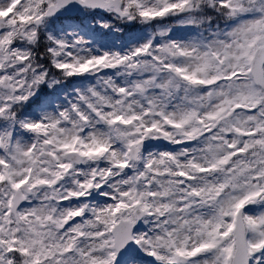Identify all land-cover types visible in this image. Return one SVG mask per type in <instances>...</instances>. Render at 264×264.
<instances>
[{
    "label": "snow or ice",
    "instance_id": "snow-or-ice-1",
    "mask_svg": "<svg viewBox=\"0 0 264 264\" xmlns=\"http://www.w3.org/2000/svg\"><path fill=\"white\" fill-rule=\"evenodd\" d=\"M0 264H264V0H0Z\"/></svg>",
    "mask_w": 264,
    "mask_h": 264
},
{
    "label": "rangeland",
    "instance_id": "rangeland-1",
    "mask_svg": "<svg viewBox=\"0 0 264 264\" xmlns=\"http://www.w3.org/2000/svg\"><path fill=\"white\" fill-rule=\"evenodd\" d=\"M107 71V70H106ZM159 147H161V148H171V147H173V146H171V145H168L166 142H160V146Z\"/></svg>",
    "mask_w": 264,
    "mask_h": 264
},
{
    "label": "water",
    "instance_id": "water-1",
    "mask_svg": "<svg viewBox=\"0 0 264 264\" xmlns=\"http://www.w3.org/2000/svg\"><path fill=\"white\" fill-rule=\"evenodd\" d=\"M159 146H160V144H159Z\"/></svg>",
    "mask_w": 264,
    "mask_h": 264
}]
</instances>
